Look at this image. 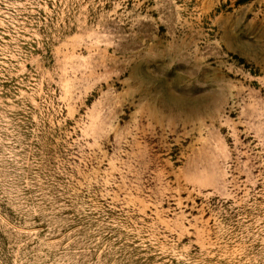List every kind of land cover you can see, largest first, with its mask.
<instances>
[{"label":"rangeland","instance_id":"1","mask_svg":"<svg viewBox=\"0 0 264 264\" xmlns=\"http://www.w3.org/2000/svg\"><path fill=\"white\" fill-rule=\"evenodd\" d=\"M0 264H264V0H0Z\"/></svg>","mask_w":264,"mask_h":264}]
</instances>
